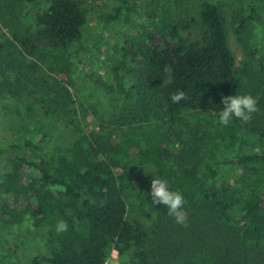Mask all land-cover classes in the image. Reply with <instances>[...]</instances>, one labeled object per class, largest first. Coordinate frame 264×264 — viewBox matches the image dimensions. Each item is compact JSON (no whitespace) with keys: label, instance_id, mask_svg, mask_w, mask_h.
Here are the masks:
<instances>
[{"label":"trees","instance_id":"obj_1","mask_svg":"<svg viewBox=\"0 0 264 264\" xmlns=\"http://www.w3.org/2000/svg\"><path fill=\"white\" fill-rule=\"evenodd\" d=\"M226 2L152 0L160 3L157 19L126 38L120 55L105 58L117 93L137 103L135 111L117 115L115 127L103 121L100 130L80 133L63 151H45L47 132L0 147V165L6 154L17 151L8 154L0 179V197L12 195L16 203H0V223L31 216L32 226L44 231L47 264H105L110 243L121 257L131 253L128 264H264V115L256 112L250 122L233 118L227 125H240L254 141L246 152L218 161L245 171L246 194L239 201L231 184H210L199 173L208 125L175 127L187 112L205 120L218 117L222 95L252 93L258 99L264 90V41L245 54L246 65L258 76L248 73L245 82L229 44ZM22 5L33 9L24 20L14 15ZM136 9L133 0H117L105 23L131 27ZM258 9V0L248 1L235 29L238 39L248 23L261 24ZM0 20L10 34L0 40V59L7 64L0 65V92L25 91L33 84L46 114L73 113L74 82L66 53L83 36V1L0 0ZM18 56L34 59L24 66L37 81L20 77ZM50 56V73H44L41 64ZM7 70L18 74L15 80L7 78ZM178 90L189 99L172 103L171 94ZM142 121L150 123L140 131L134 123ZM131 155L152 171H138ZM157 177L183 193L187 227L175 223L164 205L152 203L151 181ZM129 198L148 208L147 226L127 219ZM73 208L75 218L67 214ZM59 219L67 221V232L56 231Z\"/></svg>","mask_w":264,"mask_h":264},{"label":"rangeland","instance_id":"obj_2","mask_svg":"<svg viewBox=\"0 0 264 264\" xmlns=\"http://www.w3.org/2000/svg\"><path fill=\"white\" fill-rule=\"evenodd\" d=\"M87 13V23L83 30L81 41L71 45L67 50V57L71 61V77L73 85L71 91L75 100L73 113L46 114L40 102L38 89L30 84L25 91L10 92L3 89L0 92V147L20 137H34L40 139L45 132L49 133V141L46 152L63 151L69 146L80 133L90 130H100L104 121L105 125L115 127L113 121L117 115L136 110L137 103L133 99L122 100L116 91V83L110 68L106 65V56L120 55L119 50L123 42L129 36L140 34L145 27L157 19L160 3H152V0H133L137 4L136 12L132 15L133 25L125 27L121 23L106 25L105 18L114 11L117 0H82ZM249 0H227L223 5V12L229 24V44L235 54L236 67L243 75L242 79L247 82L248 73L258 77L256 73L249 70L246 65L245 54L256 42L264 41V0H258V15L261 24L250 22L241 39L235 34L239 19L246 13ZM17 6V3L12 1ZM33 12L29 6L22 5L15 9L14 15L24 20L27 12ZM13 10V9H11ZM6 18L12 15H4ZM10 37L8 28L0 20V40L4 41ZM55 51L53 54H56ZM58 54V53H57ZM12 60V59H11ZM33 58L18 56L15 63L21 73L20 77H27L33 81L38 80L36 74L31 73L24 64L33 61ZM51 56L46 63L41 64L44 73L48 71ZM7 65L0 59V65ZM7 78L15 80L18 74L7 70ZM42 74V73H41ZM264 89V79L260 78ZM252 95V93H250ZM264 90L257 99L261 114L264 115ZM149 121L135 122L134 125L140 131L149 127ZM199 124L208 125L210 135L204 141L202 150V161L199 173L204 176L208 183L215 185L231 184L235 198L239 201L246 194L245 171L239 168L227 167L218 164L225 156L246 152L250 143L247 133L236 124L225 126L219 123L218 117L208 115L203 119L200 115L187 112L180 116L176 122V129L186 130ZM167 126H164L166 128ZM254 139V138H251ZM14 149L10 155H15ZM6 154L0 165V179L6 172L8 160ZM30 155V154H29ZM132 164L140 172H150L152 168L141 165L136 155L129 157ZM32 175V174H31ZM8 201L12 204L16 200L12 195L0 197V203ZM22 201L19 202L21 204ZM67 214L71 218L76 217V208L68 209ZM149 210L146 206L141 207L136 199H128L127 219L138 220L144 226L150 222ZM31 216H26L19 223H0V264L9 261L17 264H32L36 258H40L39 264H47L43 258L49 256L43 230L32 226ZM108 264H128L131 253L120 256L110 243L108 246Z\"/></svg>","mask_w":264,"mask_h":264},{"label":"clouds","instance_id":"obj_3","mask_svg":"<svg viewBox=\"0 0 264 264\" xmlns=\"http://www.w3.org/2000/svg\"><path fill=\"white\" fill-rule=\"evenodd\" d=\"M168 70V69H166ZM170 71V70H169ZM171 102L179 103L189 99L187 93L178 90L171 94ZM221 103L224 105L219 112L218 120L222 125L227 126L233 118L250 122L252 115L259 111L258 101L251 94L222 95ZM55 191V189H53ZM151 201L154 205H164L167 214L174 218V222L187 227V213L184 210L185 199L183 193L172 190L167 179L153 178L151 181ZM56 231L63 233L68 231V223L59 219L56 224Z\"/></svg>","mask_w":264,"mask_h":264},{"label":"built area","instance_id":"obj_4","mask_svg":"<svg viewBox=\"0 0 264 264\" xmlns=\"http://www.w3.org/2000/svg\"><path fill=\"white\" fill-rule=\"evenodd\" d=\"M116 250V249H115ZM105 264H108V260L106 261V263Z\"/></svg>","mask_w":264,"mask_h":264}]
</instances>
